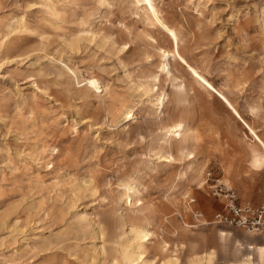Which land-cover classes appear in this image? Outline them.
<instances>
[{"label": "rangeland", "instance_id": "rangeland-1", "mask_svg": "<svg viewBox=\"0 0 264 264\" xmlns=\"http://www.w3.org/2000/svg\"><path fill=\"white\" fill-rule=\"evenodd\" d=\"M156 45L176 55L177 80L149 84L168 93L161 114L142 87ZM254 154L264 0H0V264H129L138 227L142 264H239L217 230L264 232L210 221L224 201L211 187L264 201Z\"/></svg>", "mask_w": 264, "mask_h": 264}, {"label": "bare ground", "instance_id": "bare-ground-1", "mask_svg": "<svg viewBox=\"0 0 264 264\" xmlns=\"http://www.w3.org/2000/svg\"><path fill=\"white\" fill-rule=\"evenodd\" d=\"M19 22V21H18ZM18 27H21V24H17ZM11 28V27H10ZM23 28V27H22ZM86 33V32H85ZM70 45V44H69ZM157 51V55L159 57L158 60V73L157 74H151L147 78L148 85H143V92L144 94H148L149 92L152 93V105L158 110L161 114V110L164 106V103L167 102L168 99V93L164 91H159V88H156L155 91L152 90L149 84L154 83L159 85V81L161 76L165 78V80H171L174 79L175 81L177 78H175L171 72V66H170V59L176 58V55L163 47H160L159 45H156L155 47ZM172 83V82H171ZM154 89V88H153ZM119 123H125L128 120L132 119L134 117L133 114V108H123L119 113ZM164 122L162 129L164 130L166 134L169 136H175L177 138H181L184 130L185 125L181 123H173V122H167V120H163ZM188 128V127H187ZM186 131V130H185ZM187 157H192V152L186 153ZM159 162H170L173 160V156H159L157 157ZM264 163V157L262 155L254 154L252 157L251 165L253 168L258 169L260 168ZM250 165V166H251ZM124 189L126 191L125 197L126 201L125 204L128 205H134L135 203H139L138 200L134 202L133 197L135 194H138L135 187L130 184H124ZM138 205H141L139 203ZM136 234L139 237L138 243L135 244L133 251L129 254V257L126 256V260L129 264H142V257H143V251H144V245L147 243V241L150 240L151 232L145 228V227H138ZM258 234H253L249 237L244 236L243 240L237 239L235 235H233L231 232L225 231V230H217L216 237L221 241H227L230 242L233 246V250L236 253L241 252V255L238 257L239 264H254L252 255H255L256 258H258L259 264H264V235L261 234V236H255ZM205 258L209 261L212 259L213 254L209 252H205ZM177 259H173L168 264H177ZM237 262V261H236Z\"/></svg>", "mask_w": 264, "mask_h": 264}, {"label": "built area", "instance_id": "built-area-1", "mask_svg": "<svg viewBox=\"0 0 264 264\" xmlns=\"http://www.w3.org/2000/svg\"><path fill=\"white\" fill-rule=\"evenodd\" d=\"M209 174V173H207ZM211 194L223 198L222 206L212 214V222L242 228L252 233L264 232V201H237L233 191L222 184H214ZM199 218L200 212H194Z\"/></svg>", "mask_w": 264, "mask_h": 264}]
</instances>
